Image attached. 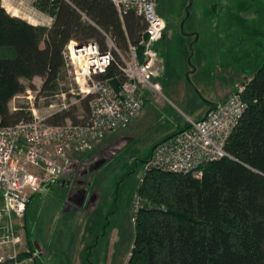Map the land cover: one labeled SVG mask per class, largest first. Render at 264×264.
I'll return each mask as SVG.
<instances>
[{
  "label": "trees",
  "instance_id": "obj_1",
  "mask_svg": "<svg viewBox=\"0 0 264 264\" xmlns=\"http://www.w3.org/2000/svg\"><path fill=\"white\" fill-rule=\"evenodd\" d=\"M36 7L53 18L49 29L10 16L0 0V115L7 126L32 118L9 108L25 82L40 78L39 93L57 94L70 41H94L106 52V34L122 51L129 45L139 57L143 51L145 22L134 13L120 18L109 1L39 0ZM119 65L114 56L106 75L115 83L123 79ZM242 85L247 108L227 143L229 157L205 165L201 179L156 170L143 175L137 194L149 206L137 214L126 264H264V62ZM89 101L80 100L85 115ZM76 109L48 123L79 124Z\"/></svg>",
  "mask_w": 264,
  "mask_h": 264
},
{
  "label": "rangeland",
  "instance_id": "obj_2",
  "mask_svg": "<svg viewBox=\"0 0 264 264\" xmlns=\"http://www.w3.org/2000/svg\"><path fill=\"white\" fill-rule=\"evenodd\" d=\"M156 12L166 23L165 39L156 47L162 57L153 80L161 94L146 93L137 119L92 151L74 155L60 182L33 196L18 234L23 247L39 254L34 264H126L135 235L131 206L153 148L185 127L187 116L194 118L192 109L216 102L229 86L238 88L236 82L244 84L264 62V0H156ZM221 20L223 33L218 28L216 34V21ZM193 31L202 42L190 49L188 35ZM217 35L224 36L225 46L216 64L211 53ZM231 40L237 46L227 47ZM197 63V73L188 75ZM216 65L223 70L217 78L212 74ZM24 84L26 91L10 102V110L28 112L27 91L40 117L48 114L50 103H60V97L39 93L40 78ZM77 93L73 75L65 70L57 95L73 103ZM80 105H75L74 115L88 117ZM88 186L82 209L78 202L65 206L68 194ZM27 240H32V249Z\"/></svg>",
  "mask_w": 264,
  "mask_h": 264
},
{
  "label": "built area",
  "instance_id": "obj_3",
  "mask_svg": "<svg viewBox=\"0 0 264 264\" xmlns=\"http://www.w3.org/2000/svg\"><path fill=\"white\" fill-rule=\"evenodd\" d=\"M38 1L1 0V5L10 16L49 29L53 18L36 7ZM106 1L113 4L120 18L134 13L145 22L141 57L137 47L129 45L122 51L106 34H103L106 52L94 41L86 44L70 41L62 55L65 70L73 75L78 87L75 102L68 103L64 94H56L53 97H60V103H50L48 114L40 117L33 96L27 91L31 120L7 126L0 115V264L35 263L39 254L23 247L18 234L19 223L33 196L55 184L71 168L73 153L92 151L137 119L146 93L161 94L159 84L153 80L161 59L156 47L164 38L166 23L156 12V0ZM83 20L88 21L84 15ZM114 56L119 60V71L123 75L117 83L106 76ZM243 91L244 86H238L236 92L213 105L199 121L187 118L184 130L153 148L145 162L144 174L156 170L201 179L205 165L229 157L227 143L247 108L241 97ZM88 97L89 115L81 118V123H48L51 117ZM17 110L12 108L11 111ZM145 206L149 204L135 194L131 206L134 223Z\"/></svg>",
  "mask_w": 264,
  "mask_h": 264
},
{
  "label": "crops",
  "instance_id": "obj_4",
  "mask_svg": "<svg viewBox=\"0 0 264 264\" xmlns=\"http://www.w3.org/2000/svg\"><path fill=\"white\" fill-rule=\"evenodd\" d=\"M231 23H232V21L227 22V26H230ZM215 26H216V34H217V31H218V28L220 29V32H221V34H222V33H223L224 26H225V22L221 20V21L218 23V21H216ZM195 32H196V31H193V33H191V35H188V36L190 37V39H189V43H191V45H190V49H192L193 46H194V47H195V46H196V47H199L198 45L202 42V37L200 38L199 35H198V37H197L196 34H195ZM213 37H214V36H213ZM208 38L211 39L210 36H209ZM214 38H215V41L212 40V41H213L212 44L215 45V46L212 48L214 52L211 53V54H213V58H214V60H215V63L217 64V63H218V62H217L218 52L221 51V56H220V58L222 59L225 44H224V36H223V35H222L220 38L218 37V35H217L216 37H214ZM164 39H165V35H164L163 40H164ZM228 45H229V46H228ZM235 46H237L235 40H234V41L231 40V41H229V42L227 43V47L233 48V47H235ZM196 47H195V48H196ZM159 53H160V52H159ZM160 57H162V55H160ZM220 58H219V60H221ZM198 66H199V64L197 63V64H195V67H191V68L189 69L188 75H189V74L197 73V71H198V69H199ZM190 70H191V71H190ZM222 73H223V70L218 69V68H217V65L214 67V71L212 70V74H214L216 78H217L220 74H222ZM234 82H235V81H234ZM236 83H237V87L240 86V85H242V84L239 83L238 81H237ZM238 83H239L240 85H239ZM237 89H238V88H234V87L232 88V87L229 86L228 90L226 89V91H225L224 93H221V94L219 95V98H218V100H217L216 102L211 103V104L206 102V104H205L204 107H203V106H201V107L199 106V107H196L195 109H192V110L190 111V113L192 114V116H193L194 118H191L190 116H187V118H189V119H191V120H193V121H199V120L203 119V118L207 115V113L210 111V109L213 107V105H215L217 102L222 101V100L225 98V96H227L229 93L236 92ZM173 96L176 98V95H171V97H173ZM166 98H169V97H166ZM179 99H181V101L183 102L182 98H179ZM170 102H171V101H170ZM184 128H185V127L183 126L182 129H180L179 131H176V132L172 133L171 135H169V136L163 138V139L161 140V142H162V141H165L166 139H168V138H170V137H172V136H174V135H176V134H178L179 132H181L182 130H184ZM115 143H116V142H115ZM76 154H80V153H73L72 156L74 157V155H76ZM103 163H104V162H103ZM103 163H101V164H103ZM95 166H96V165H95ZM99 166H100V165H98V167H99ZM59 182H60V180H59ZM59 182H58V183H59ZM54 187H55V186L52 185V186L48 187L47 189L52 190ZM60 188L66 189V187H64V186H62V187H60ZM89 189H90V187L88 186L87 189H82V190H79L78 192H72L71 194H68V195H67V198H66V200H65V206H67V203H69V201H72L73 203H74V202H78V210L82 209V207L84 206V203L86 202L87 196H88V194L90 193L89 191H90L91 189H90V190H89ZM67 208H68V207H67ZM69 209H70V211L72 212L71 208H69Z\"/></svg>",
  "mask_w": 264,
  "mask_h": 264
},
{
  "label": "water",
  "instance_id": "obj_5",
  "mask_svg": "<svg viewBox=\"0 0 264 264\" xmlns=\"http://www.w3.org/2000/svg\"><path fill=\"white\" fill-rule=\"evenodd\" d=\"M79 47V46H78ZM105 162V161H104ZM101 163H103L102 161L99 163V164H96V167H95V169L98 167V165H100Z\"/></svg>",
  "mask_w": 264,
  "mask_h": 264
}]
</instances>
